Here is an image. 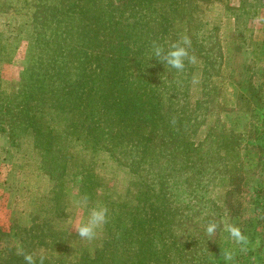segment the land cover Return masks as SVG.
Segmentation results:
<instances>
[{"label": "rangeland", "instance_id": "1", "mask_svg": "<svg viewBox=\"0 0 264 264\" xmlns=\"http://www.w3.org/2000/svg\"><path fill=\"white\" fill-rule=\"evenodd\" d=\"M182 36L183 71L152 57ZM98 205L82 240L69 222ZM18 246L37 264H264V0H0V264H25Z\"/></svg>", "mask_w": 264, "mask_h": 264}, {"label": "clouds", "instance_id": "2", "mask_svg": "<svg viewBox=\"0 0 264 264\" xmlns=\"http://www.w3.org/2000/svg\"><path fill=\"white\" fill-rule=\"evenodd\" d=\"M190 40L186 36H182L179 40L171 42L167 48L157 43L152 42L151 54L160 62L167 65L169 68L177 71H183L185 68V59L190 63L195 61L194 56L189 55L188 47H190ZM75 206L78 208L88 207V197L82 196L75 201ZM108 209L104 206H93L89 208L86 219H77L69 222V227L75 230L78 237L82 240L92 241L97 237L98 231L107 223ZM228 234V238L235 244L240 246L241 251L247 250L249 243L248 237L242 232L241 228L228 223L227 221L218 224L215 220H211L205 226V235L208 239L216 235L218 229H221ZM69 229V228H68ZM18 255L23 257L25 264H37V259L31 253H25L22 247L18 246ZM222 256L225 262L233 259V254L230 251H222ZM39 264H45V256L39 255Z\"/></svg>", "mask_w": 264, "mask_h": 264}]
</instances>
